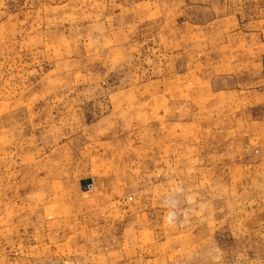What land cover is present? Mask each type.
I'll use <instances>...</instances> for the list:
<instances>
[{
	"label": "rangeland",
	"instance_id": "1",
	"mask_svg": "<svg viewBox=\"0 0 264 264\" xmlns=\"http://www.w3.org/2000/svg\"><path fill=\"white\" fill-rule=\"evenodd\" d=\"M0 264H264V0H0Z\"/></svg>",
	"mask_w": 264,
	"mask_h": 264
}]
</instances>
